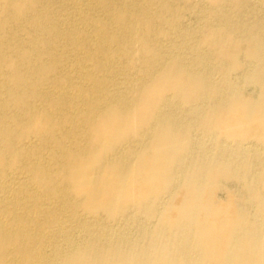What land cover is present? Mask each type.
I'll return each mask as SVG.
<instances>
[{
  "label": "bare ground",
  "instance_id": "6f19581e",
  "mask_svg": "<svg viewBox=\"0 0 264 264\" xmlns=\"http://www.w3.org/2000/svg\"><path fill=\"white\" fill-rule=\"evenodd\" d=\"M0 264H264V0H0Z\"/></svg>",
  "mask_w": 264,
  "mask_h": 264
},
{
  "label": "rangeland",
  "instance_id": "374dc122",
  "mask_svg": "<svg viewBox=\"0 0 264 264\" xmlns=\"http://www.w3.org/2000/svg\"><path fill=\"white\" fill-rule=\"evenodd\" d=\"M248 93H249V94H252V91H249ZM221 198H223V196H221Z\"/></svg>",
  "mask_w": 264,
  "mask_h": 264
}]
</instances>
